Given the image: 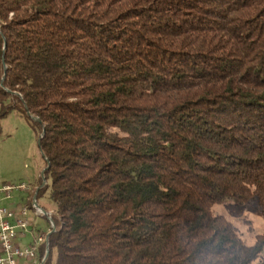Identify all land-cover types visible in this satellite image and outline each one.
<instances>
[{"label": "trees", "instance_id": "trees-1", "mask_svg": "<svg viewBox=\"0 0 264 264\" xmlns=\"http://www.w3.org/2000/svg\"><path fill=\"white\" fill-rule=\"evenodd\" d=\"M12 111L44 129V264H264L212 211L264 210V0H0V138Z\"/></svg>", "mask_w": 264, "mask_h": 264}, {"label": "rangeland", "instance_id": "rangeland-1", "mask_svg": "<svg viewBox=\"0 0 264 264\" xmlns=\"http://www.w3.org/2000/svg\"><path fill=\"white\" fill-rule=\"evenodd\" d=\"M39 136L40 130L36 122L23 113L12 111L1 121L0 188L4 185L25 184L38 189L39 177L45 168V158L39 149ZM5 195L3 192L0 193L1 207L14 210L18 209V205L27 197V193L19 190H13L9 199H5ZM36 202L46 212H50L52 217V207L48 200L42 198ZM212 211L233 223L247 245H255L258 237L264 234V210L257 196L250 197L243 205H236L227 199L214 205ZM30 219L34 224L35 235L45 232L50 226L46 218L37 214H31ZM47 235L48 233L46 238ZM25 242L30 243V237L26 238ZM42 260L39 261L38 257L35 264H41Z\"/></svg>", "mask_w": 264, "mask_h": 264}, {"label": "built area", "instance_id": "built-area-1", "mask_svg": "<svg viewBox=\"0 0 264 264\" xmlns=\"http://www.w3.org/2000/svg\"><path fill=\"white\" fill-rule=\"evenodd\" d=\"M26 186L28 185H4L0 188V193H5V199H9L13 190L25 192ZM32 207L33 210L29 208L26 198L15 210L2 208L0 204V264L37 263L40 247L46 246V234L51 230V225L48 221L49 228L35 235L30 215L39 214L34 209V201H32ZM28 237H30V243L27 244L25 239ZM30 245H38V256H30Z\"/></svg>", "mask_w": 264, "mask_h": 264}, {"label": "water", "instance_id": "water-1", "mask_svg": "<svg viewBox=\"0 0 264 264\" xmlns=\"http://www.w3.org/2000/svg\"><path fill=\"white\" fill-rule=\"evenodd\" d=\"M31 117V119L33 120V121H35V122H37V123H41L36 117H33V116H30ZM43 128H44V126H43ZM43 135H44V129H43V131H42V133H41V136H40V139L43 137ZM42 156L45 158V156L42 154ZM46 159V158H45ZM45 171V170H44ZM44 171L42 172V181H43V183H42V186L41 187H39L38 189H36V191H35V194H34V197H33V201H34V209L36 210V212L41 216V217H43V218H46L49 222H50V225H51V230L48 232V235H47V238L56 230V223H55V221L52 219V217L49 215L50 213H48V212H46L44 209H42L38 204H37V202H36V197H37V194H38V191H39V189H41L44 185H45V177H44ZM48 255H49V247L47 246V248H46V252H45V255H44V257H43V260H42V263L41 264H43L44 263V261H45V259L48 257Z\"/></svg>", "mask_w": 264, "mask_h": 264}, {"label": "bare ground", "instance_id": "bare-ground-1", "mask_svg": "<svg viewBox=\"0 0 264 264\" xmlns=\"http://www.w3.org/2000/svg\"><path fill=\"white\" fill-rule=\"evenodd\" d=\"M31 187L26 186L25 193L28 194ZM30 256H38V245H30Z\"/></svg>", "mask_w": 264, "mask_h": 264}]
</instances>
